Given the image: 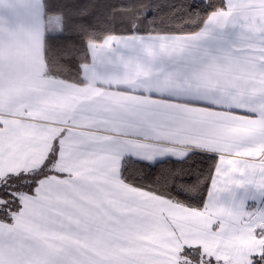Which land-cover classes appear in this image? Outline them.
<instances>
[{"label":"snow or ice","instance_id":"snow-or-ice-1","mask_svg":"<svg viewBox=\"0 0 264 264\" xmlns=\"http://www.w3.org/2000/svg\"><path fill=\"white\" fill-rule=\"evenodd\" d=\"M8 7L0 264H264V0Z\"/></svg>","mask_w":264,"mask_h":264},{"label":"crops","instance_id":"crops-1","mask_svg":"<svg viewBox=\"0 0 264 264\" xmlns=\"http://www.w3.org/2000/svg\"><path fill=\"white\" fill-rule=\"evenodd\" d=\"M14 14L10 11L8 7V0H3V3L0 4V20L6 21L8 23H13L15 21ZM0 31H4L7 34V24H0ZM13 38L21 42L31 41L34 39V36L30 32H21L17 31L13 34ZM249 204L252 205L253 202L249 201Z\"/></svg>","mask_w":264,"mask_h":264}]
</instances>
